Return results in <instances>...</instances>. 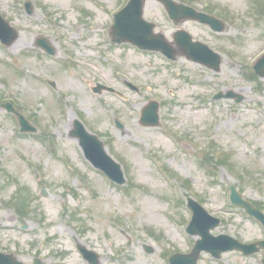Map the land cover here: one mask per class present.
<instances>
[{
  "label": "rangeland",
  "instance_id": "rangeland-1",
  "mask_svg": "<svg viewBox=\"0 0 264 264\" xmlns=\"http://www.w3.org/2000/svg\"><path fill=\"white\" fill-rule=\"evenodd\" d=\"M32 1L27 15L19 0H0L20 31L11 47L0 43V103H13L39 130L21 134L16 118L0 109V251L26 264L35 257L87 264L79 243L100 254L101 264H169L197 240L186 233L189 196L221 219L214 235L262 239L260 224L231 204L229 187L264 205V80L251 68L264 54V0H175L226 16L224 33L192 21L176 26L159 2L147 0L145 18L156 32L174 42L177 30L187 31L221 56L219 72L112 43L113 15L128 0ZM40 37L56 57L36 47ZM97 83L123 99L95 94ZM227 91L245 100L214 101ZM152 99L161 103V124L146 128L141 111ZM77 118L122 165L126 185H115L85 159L70 135ZM12 199L24 200L18 212L25 218ZM261 258L203 253L198 264H262Z\"/></svg>",
  "mask_w": 264,
  "mask_h": 264
},
{
  "label": "water",
  "instance_id": "water-1",
  "mask_svg": "<svg viewBox=\"0 0 264 264\" xmlns=\"http://www.w3.org/2000/svg\"><path fill=\"white\" fill-rule=\"evenodd\" d=\"M162 3L170 14L172 20L176 24L185 20H194L202 24L211 26L214 31L222 32L224 24L210 17L206 14L199 13L194 9L176 4L172 0H157ZM145 0H130L128 6L116 16L115 25L112 27L111 35L113 41L117 43L129 42L141 49L152 51H160L170 59L176 60L177 55L187 56L195 62H200L212 67L215 70L220 68L219 55L212 52L208 47L201 43L192 41L191 36L179 31L175 35L176 43L179 46V51H175L172 46L166 41L162 34L156 35L153 33L155 25L143 19V9ZM29 13H32L31 7L28 6ZM0 38L2 42L10 47L19 38V33L11 28L9 24L0 19ZM38 47L42 48L49 54H55V50L49 45L47 40L39 39L37 41ZM256 73L264 78V57L255 66ZM105 88L98 85L94 89L95 93H101ZM235 94L217 95L216 99L234 98ZM242 100L239 97L236 101L239 103ZM3 107L7 108L9 112L17 115L22 126V132H36L37 130L21 116L11 104H6ZM159 104L151 102L144 110L141 118V123L146 127H156L159 125ZM121 127V124L118 123ZM72 136L79 139L80 145L85 153L86 158L97 168L103 170L113 181L118 184H124L125 178L121 165L117 164L105 151L104 144L95 135L88 133L83 124L76 120L75 128L72 131ZM232 189V202L247 211L250 216L255 217L264 224V215L256 210L250 203L243 200L237 193L234 187ZM189 207L192 209L194 216L191 224L188 227V232L193 236H200L199 240L189 255L177 254L171 257V264H197L200 254L203 251L211 253L214 257L220 258L221 254L228 251H241L244 255H252L264 248V241L256 244H242L239 241L227 235H220L215 237L211 234V230L220 225V220L211 217L203 207L196 201L189 199ZM83 257L89 261L90 264H100L99 256L85 247L78 246ZM148 252H152L148 249ZM0 264H23L17 260L13 255H5L0 253ZM35 264H43L39 259L35 260Z\"/></svg>",
  "mask_w": 264,
  "mask_h": 264
},
{
  "label": "flooded vegetation",
  "instance_id": "flooded-vegetation-1",
  "mask_svg": "<svg viewBox=\"0 0 264 264\" xmlns=\"http://www.w3.org/2000/svg\"><path fill=\"white\" fill-rule=\"evenodd\" d=\"M2 9L0 8V11H1Z\"/></svg>",
  "mask_w": 264,
  "mask_h": 264
}]
</instances>
